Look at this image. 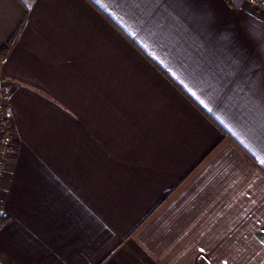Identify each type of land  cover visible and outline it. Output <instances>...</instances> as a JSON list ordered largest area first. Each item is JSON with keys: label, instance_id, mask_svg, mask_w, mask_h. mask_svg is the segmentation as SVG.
<instances>
[{"label": "crops", "instance_id": "obj_1", "mask_svg": "<svg viewBox=\"0 0 264 264\" xmlns=\"http://www.w3.org/2000/svg\"><path fill=\"white\" fill-rule=\"evenodd\" d=\"M12 143L0 264H264V10L0 0Z\"/></svg>", "mask_w": 264, "mask_h": 264}, {"label": "built area", "instance_id": "obj_2", "mask_svg": "<svg viewBox=\"0 0 264 264\" xmlns=\"http://www.w3.org/2000/svg\"><path fill=\"white\" fill-rule=\"evenodd\" d=\"M247 2L255 4L264 10V0H247ZM7 100L6 91L0 87V179L5 171L4 168H6L12 143L11 128L7 121V108H4Z\"/></svg>", "mask_w": 264, "mask_h": 264}, {"label": "trees", "instance_id": "obj_3", "mask_svg": "<svg viewBox=\"0 0 264 264\" xmlns=\"http://www.w3.org/2000/svg\"><path fill=\"white\" fill-rule=\"evenodd\" d=\"M228 1V0H226ZM26 14L24 15L23 19L21 20V22L19 23V25L17 26V28H15V31L11 34V36L7 39V41H5V43L0 46V61L4 60L10 53L12 47L14 46V44L16 43V40L18 39V36L21 32V28L24 27V24L26 22ZM4 108H7V104L4 105ZM5 220V216H1L0 217V222H3Z\"/></svg>", "mask_w": 264, "mask_h": 264}, {"label": "rangeland", "instance_id": "obj_4", "mask_svg": "<svg viewBox=\"0 0 264 264\" xmlns=\"http://www.w3.org/2000/svg\"><path fill=\"white\" fill-rule=\"evenodd\" d=\"M1 87V86H0ZM2 88V87H1Z\"/></svg>", "mask_w": 264, "mask_h": 264}]
</instances>
